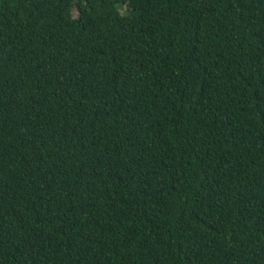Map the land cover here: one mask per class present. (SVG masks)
<instances>
[{
	"label": "trees",
	"instance_id": "16d2710c",
	"mask_svg": "<svg viewBox=\"0 0 264 264\" xmlns=\"http://www.w3.org/2000/svg\"><path fill=\"white\" fill-rule=\"evenodd\" d=\"M0 264H264V0H0Z\"/></svg>",
	"mask_w": 264,
	"mask_h": 264
},
{
	"label": "rangeland",
	"instance_id": "374dc122",
	"mask_svg": "<svg viewBox=\"0 0 264 264\" xmlns=\"http://www.w3.org/2000/svg\"><path fill=\"white\" fill-rule=\"evenodd\" d=\"M123 12H124V9H123ZM74 14H76V12H74Z\"/></svg>",
	"mask_w": 264,
	"mask_h": 264
}]
</instances>
